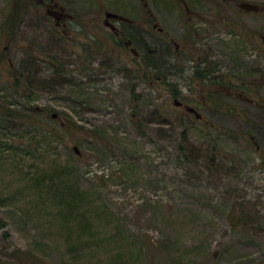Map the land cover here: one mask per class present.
Listing matches in <instances>:
<instances>
[{
  "label": "rangeland",
  "instance_id": "obj_1",
  "mask_svg": "<svg viewBox=\"0 0 264 264\" xmlns=\"http://www.w3.org/2000/svg\"><path fill=\"white\" fill-rule=\"evenodd\" d=\"M72 2L79 20L93 10L102 55L78 56L61 29L30 16L15 30L17 2L0 0V264H264V107L224 96L226 106L207 111L193 73L209 51L225 79L254 78L250 98L264 104L255 73L264 53L254 46L264 10L223 2L215 14L190 0V23L153 0L160 34L130 12L138 0ZM102 7L137 23L158 68L112 57ZM172 40L194 45L190 59L172 55ZM175 99L213 125L189 119Z\"/></svg>",
  "mask_w": 264,
  "mask_h": 264
},
{
  "label": "flooded vegetation",
  "instance_id": "obj_2",
  "mask_svg": "<svg viewBox=\"0 0 264 264\" xmlns=\"http://www.w3.org/2000/svg\"><path fill=\"white\" fill-rule=\"evenodd\" d=\"M33 1V0H32ZM158 2L171 3V7L166 8L167 12H173L177 15H184V13L188 16L187 22H192L194 18H192L193 11L190 8V0H155ZM201 1V0H200ZM209 3L214 13L219 11L223 2H225L228 6L232 5L230 10L234 11V9L239 8L241 11H246L247 14L260 13L264 8L257 7L250 3H241L235 5L232 3L233 0H205ZM36 2V3H35ZM33 6L31 7H20L19 9L13 8L11 13V26L14 27L15 30L18 29L21 21L30 16L32 21L39 22L40 24L48 23L52 24L54 29L58 31L61 29V34L59 39L62 38L68 39L69 44L72 46H76L78 49L77 55L82 58H88L93 56H100L103 53L100 51L99 46H94L92 43L97 37V33L91 29L94 26V13L90 10L83 14L82 20H79L77 17V8L72 7V0H35ZM29 4V3H28ZM236 4V3H235ZM158 3H153V0H138V4L130 8V12L136 15H145L149 18V23L146 24L149 28H156L157 32L160 34L163 32L162 28L158 27V23L156 17L157 11H161V6ZM164 10V9H163ZM228 11V8L226 9ZM98 16H101L104 30L109 34L110 42L112 41L116 46L118 52L113 54L112 57H115L117 61L127 62L129 60H133L135 63L134 71L141 70L140 62L147 63L146 52L149 53L151 50L143 51V47L146 48L144 37L141 35V32L138 31L137 23L131 21L126 17L124 11L121 8H109L102 7L98 9L96 13ZM95 14V15H96ZM196 15V14H195ZM92 16V17H91ZM195 17V16H194ZM219 21L222 22L223 18ZM70 24V26H69ZM77 25L81 27V31L77 33V29L73 32V29L77 28ZM188 28V26H186ZM194 27V25H193ZM257 39L259 42H254V46L258 53H264V35H257ZM161 38V37H160ZM88 39V41H87ZM107 40V39H106ZM84 41H87L86 43ZM108 41V40H107ZM96 42V41H95ZM174 47L173 56L177 58L182 57L185 59H190V52L194 50V45L189 42H185L184 45H179L175 41L170 42ZM107 55L106 51H104ZM115 53V52H114ZM208 54L207 57H200V63L196 65L197 68L193 69L194 74H197L198 85L200 89H202L207 97L204 102L200 105H205V109L207 111L217 112V105H225L222 100L225 98L234 99L235 101L247 102L250 105H253L255 109L262 110L264 104L260 105L258 101H255L250 98V95L255 94V90L258 88V84L255 82V79L248 78L244 81H238L237 79L227 80L225 78H230L228 76H223L222 72L219 71V67L216 64L217 62L211 61L209 51L206 52ZM262 54H259L260 56ZM127 57V58H126ZM203 62V63H201ZM132 64V63H131ZM256 74H261L260 80L264 79V72L259 69L255 70ZM249 76V75H247ZM195 78V77H194ZM174 87V86H173ZM175 88V87H174ZM175 95H179L180 92L175 89ZM225 96V98H224ZM226 100V99H225ZM228 103V102H227ZM174 104L180 108L185 110V114L189 119L194 117L197 121L202 122L206 125H211L212 122L205 117L202 110L198 109V106H191L183 101H179L177 99L174 100ZM226 106V105H225ZM232 110V109H231ZM238 113V112H237ZM213 125V124H212ZM258 146H256V150H258Z\"/></svg>",
  "mask_w": 264,
  "mask_h": 264
},
{
  "label": "trees",
  "instance_id": "obj_3",
  "mask_svg": "<svg viewBox=\"0 0 264 264\" xmlns=\"http://www.w3.org/2000/svg\"><path fill=\"white\" fill-rule=\"evenodd\" d=\"M22 1V0H21ZM21 1L19 2V0H15V4H16V2H17V4L15 5V7H16V9H19L20 7H22L23 6V3H21ZM32 1V0H31ZM20 3V4H19ZM30 4L31 6H33V3H30L29 1L27 2V4ZM28 4V5H29ZM24 8V7H23ZM10 23H11V21H10ZM4 25H6V27H7V22H5L4 24H3V26ZM12 27V26H11ZM12 28H14V27H12ZM148 58H147V63H145V65L150 69V68H158L157 67V65H155L154 63H153V61L152 60H150V55L147 53V55H146ZM152 59H153V57H152ZM247 217H244V220L246 219ZM4 226V223L3 222H1L0 221V227L2 228ZM234 226H236V225H234ZM24 257L23 256H20V259H23ZM24 259H26V258H24ZM20 264H24V261H22V262H20Z\"/></svg>",
  "mask_w": 264,
  "mask_h": 264
},
{
  "label": "water",
  "instance_id": "obj_4",
  "mask_svg": "<svg viewBox=\"0 0 264 264\" xmlns=\"http://www.w3.org/2000/svg\"><path fill=\"white\" fill-rule=\"evenodd\" d=\"M53 116H55V115H53ZM72 149H73V151H74L76 154L80 155V151H79L78 147L74 146Z\"/></svg>",
  "mask_w": 264,
  "mask_h": 264
}]
</instances>
